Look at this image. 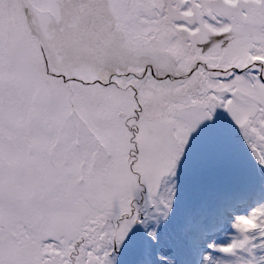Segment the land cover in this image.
Here are the masks:
<instances>
[{
	"label": "snow or ice",
	"instance_id": "6c2138e0",
	"mask_svg": "<svg viewBox=\"0 0 264 264\" xmlns=\"http://www.w3.org/2000/svg\"><path fill=\"white\" fill-rule=\"evenodd\" d=\"M0 264H264V0H0Z\"/></svg>",
	"mask_w": 264,
	"mask_h": 264
}]
</instances>
